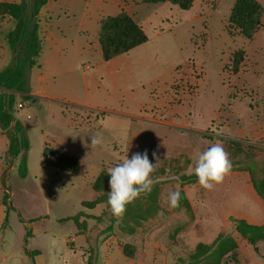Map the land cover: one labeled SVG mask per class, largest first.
I'll return each mask as SVG.
<instances>
[{
    "label": "rangeland",
    "instance_id": "obj_1",
    "mask_svg": "<svg viewBox=\"0 0 264 264\" xmlns=\"http://www.w3.org/2000/svg\"><path fill=\"white\" fill-rule=\"evenodd\" d=\"M235 1L201 0L185 11L169 3L156 15L150 11L148 45L132 54L133 83L103 85L98 111L62 110L43 97L25 101L15 93V117L29 150L11 159L0 126V264H27L29 249L37 251L39 264L199 263V245H211L221 234L238 245L222 264H264V241L256 252L234 223L264 222V201L253 187V180H264V12L256 38L231 37L226 26ZM257 1L264 9V0ZM14 27L11 18H0V60L12 55L7 35ZM239 49L246 56L233 74L231 55ZM39 69L30 70L32 81ZM93 134L103 137L95 149ZM60 141L80 161L78 174L45 165V143ZM215 143L224 146L233 167L209 191L190 169ZM145 150L153 164V152L160 159L151 191L117 219L107 203V169ZM98 179L103 186L96 196ZM177 189L180 206L173 209L168 194ZM100 196L102 203L87 208Z\"/></svg>",
    "mask_w": 264,
    "mask_h": 264
},
{
    "label": "trees",
    "instance_id": "obj_2",
    "mask_svg": "<svg viewBox=\"0 0 264 264\" xmlns=\"http://www.w3.org/2000/svg\"><path fill=\"white\" fill-rule=\"evenodd\" d=\"M195 0H141L142 4L170 3L180 10H189ZM47 0H22L21 2L0 1V18L9 17L15 21V27L7 35V43L12 52L11 64L0 71V126L8 139V156L16 159L29 150V142L23 124L15 117L16 95L23 96L25 101L32 100L30 95L29 72L38 66L41 56L38 18L41 8ZM264 9L257 0H236L231 11L226 30L231 37L243 36L253 40L261 27ZM148 36L143 28L126 12L102 20L99 43L104 61L126 54L136 47L145 44ZM246 56L245 49H239L231 55L233 74H238ZM45 165L69 174H78L80 161L72 155L45 144L43 149ZM21 175L26 177L25 158L21 166ZM100 179V178H99ZM99 179L94 189L99 192L103 183ZM253 187L264 201V180H253ZM104 201L100 196L94 202L87 203L92 208ZM71 219H65L68 221ZM77 224V221L74 220ZM236 232L258 252V244L264 241V225H252L243 219H235ZM238 245L229 234H221L211 245H199L196 257L203 261L189 264H222L225 257L237 252Z\"/></svg>",
    "mask_w": 264,
    "mask_h": 264
},
{
    "label": "crops",
    "instance_id": "obj_3",
    "mask_svg": "<svg viewBox=\"0 0 264 264\" xmlns=\"http://www.w3.org/2000/svg\"><path fill=\"white\" fill-rule=\"evenodd\" d=\"M196 2L199 4L201 0H195L194 4ZM166 4L169 3L142 4L141 0H47L39 14L40 37L43 43L45 42V48L38 59L36 67L40 69L35 74V80L32 81L30 76L32 101H36V97L39 96L45 98L47 104H57L62 110L63 105H70L84 110L98 111L100 105L97 102L99 100L101 102V96L104 95L101 93V87L132 84L135 78L132 54L140 48H146L149 42L148 39L145 44L128 53L104 61L99 43L102 20L126 12L147 34L144 27L151 24L149 12L156 15L158 8ZM157 29L159 33L156 36L161 37L164 30L161 27ZM12 57L9 55L6 59L0 60V65L8 67ZM2 135L5 136L3 132ZM65 144L60 141L50 145L74 156L69 150L61 148ZM82 184L86 183H79ZM92 190L96 196L99 195L98 191ZM242 219L252 225H264V222H251L249 218ZM36 252L32 249L26 251L24 258L27 264H39ZM32 257L36 260L34 261ZM17 263L14 261L13 264Z\"/></svg>",
    "mask_w": 264,
    "mask_h": 264
},
{
    "label": "clouds",
    "instance_id": "obj_4",
    "mask_svg": "<svg viewBox=\"0 0 264 264\" xmlns=\"http://www.w3.org/2000/svg\"><path fill=\"white\" fill-rule=\"evenodd\" d=\"M103 144L100 134L91 135V148ZM156 163L153 164L148 157V152H137L131 159L126 156L121 163L107 169L110 176L107 203L111 212L117 219H122L127 205L133 203L141 193L150 192L154 181L151 176L159 164V157L153 152ZM232 163L228 152L221 143L212 144L198 155L195 165L190 171L196 176L199 185L205 190H213L223 182L232 171ZM181 193L177 189L168 194L170 208L180 206Z\"/></svg>",
    "mask_w": 264,
    "mask_h": 264
}]
</instances>
